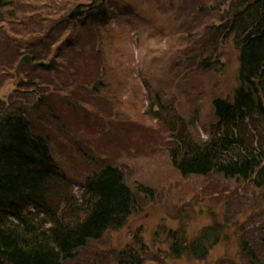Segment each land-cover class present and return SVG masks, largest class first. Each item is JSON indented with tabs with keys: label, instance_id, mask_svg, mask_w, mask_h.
<instances>
[{
	"label": "rangeland",
	"instance_id": "obj_1",
	"mask_svg": "<svg viewBox=\"0 0 264 264\" xmlns=\"http://www.w3.org/2000/svg\"><path fill=\"white\" fill-rule=\"evenodd\" d=\"M75 1L70 11L79 2L91 0ZM129 1L142 2L144 12L113 10L108 26L90 23L81 16L78 22H85L84 26L72 31L64 28L62 39L55 40V33L47 38L42 26L57 18L56 22L63 20L57 11L68 0H21L19 11L0 18V29L9 26L7 40L0 30L2 60L11 59L5 50L18 56L13 61L16 67L13 69L15 63L11 62V70L0 74V106L32 105L39 97L45 98L44 94L48 97L51 106L44 109V104L43 111L39 108L36 113L42 116L40 121L31 116L36 131L50 137L59 169L71 178L74 191L87 176L108 164L121 167L133 188L146 184L151 191L138 192V205L122 229L91 242L68 264H118L115 254L135 240L144 245L145 264H249L240 252L243 236L264 259V188L216 175L182 176L166 149L168 126L147 113L150 98L155 100L159 94L186 118L197 110L198 128L206 136L205 127L213 119V98L230 95L237 85L238 50L233 42L221 45L225 66L217 67L223 71L183 72L176 66L186 65L182 59L188 48L183 44V50L177 47L180 43L176 38L187 22L183 17L176 27L170 17L166 18L165 14L172 12L165 6L173 0ZM180 1L175 17L196 2ZM207 1L198 0V5ZM33 17L34 24L25 27L23 19ZM75 31L76 41L69 45L65 37ZM21 36L28 41L20 44ZM27 54L31 61L17 73L18 63ZM51 55L59 62L55 70L35 65L23 68L33 63V58L49 59ZM28 79L38 81L29 84ZM100 80L103 84L96 88ZM57 104L59 109L48 114ZM155 109L159 110V105ZM227 218L229 222H225ZM219 222L230 227L205 260L176 259L167 253L164 241L170 232L176 231L182 240L189 241ZM135 246L141 250V245Z\"/></svg>",
	"mask_w": 264,
	"mask_h": 264
},
{
	"label": "trees",
	"instance_id": "obj_2",
	"mask_svg": "<svg viewBox=\"0 0 264 264\" xmlns=\"http://www.w3.org/2000/svg\"><path fill=\"white\" fill-rule=\"evenodd\" d=\"M75 2L68 0L57 11L62 21L56 22L57 18L44 22L42 27L48 33L47 38L52 36L50 33H55L54 40L62 39L64 28L77 29V19L67 17ZM119 2L123 6H119ZM21 3V0H0V18L5 13L14 15ZM199 3L196 0L179 17H175L174 11L181 6L180 0L165 6H170L172 12H167L166 18L170 17L176 27L183 17L187 22L181 26L176 38V43H180L177 47L183 50V44L188 48L182 59L187 63H177L176 67L183 72L216 68L223 71L217 67L222 64L220 47L228 41L233 42L239 53L237 85L230 95L213 98V119L205 127L206 136L198 128L197 110L193 117L186 118L178 112L176 105H170L159 94L155 100L150 98L147 113L160 122L164 120L168 126L170 141L166 149L172 165L182 176L216 175L263 189L264 0ZM121 8L144 12L142 2L104 0V5L94 10L91 19L95 24L108 26L112 11ZM199 16L202 19L195 22ZM23 20L25 27L35 22L34 17ZM5 26L0 30L7 40L9 26ZM19 38L20 44L28 41V37ZM65 39L71 45L74 32ZM1 50L2 46L0 74H3L11 70L10 63L16 62L18 56L5 50L6 57L11 59L2 60ZM32 50L36 53L34 48ZM33 60L23 68L35 65L49 71L59 66L56 55ZM189 64L192 67L187 66ZM15 67L16 63L13 69ZM28 80L29 84L38 81ZM101 84L102 80L97 81L96 88ZM72 85L70 83L69 87ZM56 91L58 89L51 93ZM65 96L69 97L68 94ZM44 97H39L32 105L26 102L16 108L0 106V264H68L91 242L102 240L110 231L122 229L138 205V192H151L146 184L133 188L124 170L114 164L95 170L74 191L71 178L59 169L50 137L39 134L34 125V119L40 121L42 118L36 115L39 108L44 104V109L51 106L45 94ZM156 105L159 110L155 109ZM59 106L48 109V114ZM225 222H229V218ZM229 227L221 222L209 225L189 241L182 240L176 231L170 232L164 241L168 245L167 253L176 259L203 261L223 240ZM135 244L141 245L140 251ZM135 244L115 254L118 264H145L144 245L139 240H135ZM240 252L248 258L249 264H264V259L244 236L240 241Z\"/></svg>",
	"mask_w": 264,
	"mask_h": 264
},
{
	"label": "water",
	"instance_id": "obj_3",
	"mask_svg": "<svg viewBox=\"0 0 264 264\" xmlns=\"http://www.w3.org/2000/svg\"><path fill=\"white\" fill-rule=\"evenodd\" d=\"M94 5V2H91V3H80L77 5L76 9L73 10L71 13H70V18H75L76 16H78L80 13L83 12V9L84 8H87V9H91ZM31 61V56L30 55H25L21 61H20V64H19V67H21L24 63H27V62H30Z\"/></svg>",
	"mask_w": 264,
	"mask_h": 264
}]
</instances>
